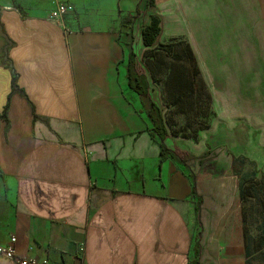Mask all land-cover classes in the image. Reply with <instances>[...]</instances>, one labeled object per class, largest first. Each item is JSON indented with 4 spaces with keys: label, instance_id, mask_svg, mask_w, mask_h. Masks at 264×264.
Returning a JSON list of instances; mask_svg holds the SVG:
<instances>
[{
    "label": "crops",
    "instance_id": "crops-1",
    "mask_svg": "<svg viewBox=\"0 0 264 264\" xmlns=\"http://www.w3.org/2000/svg\"><path fill=\"white\" fill-rule=\"evenodd\" d=\"M65 1L74 12L59 26L48 17L56 0H0V246L15 237L18 256L50 264H264V251L248 252L238 205L250 164L264 174V155L254 154L264 153L260 107L230 114L210 87L213 121L185 136L166 125V145L184 155L162 161L149 117L156 99L127 81L130 45L143 63L122 26L136 10L124 0ZM140 3L145 18L148 0ZM154 3L162 34L173 19L181 31L168 38L185 39L205 83L222 79L206 74L212 65L224 76L228 66L229 87L243 79L248 36L264 35V0ZM198 18L229 34L212 64ZM242 96L264 102V93Z\"/></svg>",
    "mask_w": 264,
    "mask_h": 264
},
{
    "label": "rangeland",
    "instance_id": "rangeland-1",
    "mask_svg": "<svg viewBox=\"0 0 264 264\" xmlns=\"http://www.w3.org/2000/svg\"><path fill=\"white\" fill-rule=\"evenodd\" d=\"M130 5L132 10L143 6L140 0H124L123 4ZM194 21V22H193ZM206 23L209 27L204 33H198V45L204 53L209 64L218 54L215 52L219 42H229V34L226 38L225 31L214 18L192 19L196 25ZM180 27L186 29L185 22H178ZM173 19L168 18L166 29L161 35V47L143 48L142 62L152 86V96L158 101L162 110L165 125L169 131L178 135H193L198 130L206 127L214 119L212 112L213 96L211 88L217 90V101L221 108L228 113H233L236 107L248 106L250 110H258L264 119V102L247 101L243 94L252 93L258 97L264 93V35L254 34L248 36L247 43H252L251 59L248 65L238 66V74L243 76L240 82L233 83L229 87L230 71L226 66V72H218L216 67L208 66L206 74L216 79L222 77L221 81L205 83L204 73L198 66L195 57L192 58L184 38L170 39L167 33H172L174 28L181 31L178 26H173ZM215 31V32H214ZM243 42H246V36ZM188 41V40H187ZM245 58V54H244ZM240 64V61H238ZM222 74V75H221ZM223 77L227 81H222ZM226 82V84H225ZM261 103V104H260ZM257 159L261 158L262 151L254 152ZM180 163V159L178 161ZM182 164V163H180ZM257 164L251 163L244 177L241 179L238 205L240 206L247 233L248 252L264 251V174L261 175Z\"/></svg>",
    "mask_w": 264,
    "mask_h": 264
},
{
    "label": "trees",
    "instance_id": "trees-1",
    "mask_svg": "<svg viewBox=\"0 0 264 264\" xmlns=\"http://www.w3.org/2000/svg\"><path fill=\"white\" fill-rule=\"evenodd\" d=\"M154 2L155 0H148L147 17L144 18L145 15L142 12H139L137 7L135 16L128 17L122 22V26L129 31L130 36L134 37L135 35L134 42L137 38L140 41L141 46L146 49L161 47L160 38L163 32L162 19L154 12ZM167 22L168 19H166V25ZM185 43L193 58L194 55L189 44L187 42ZM5 58L8 63L11 62L7 59L6 55ZM127 81L130 88L141 96H147V93L152 91L147 69L144 67L143 63L139 61V56L133 51L131 45L128 56ZM2 117L3 115H0V119H2ZM149 117L153 123L151 134L153 138L158 139L159 141L162 161L166 160L167 155H170L175 159H182L184 155L183 152L177 149L171 150L166 145V142L169 140V133L159 103L153 99H151Z\"/></svg>",
    "mask_w": 264,
    "mask_h": 264
},
{
    "label": "built area",
    "instance_id": "built-area-1",
    "mask_svg": "<svg viewBox=\"0 0 264 264\" xmlns=\"http://www.w3.org/2000/svg\"><path fill=\"white\" fill-rule=\"evenodd\" d=\"M74 12V6L65 0H56L55 7L49 13V19L59 26L64 25V19L68 14ZM16 238L11 237L8 245L0 246V256L16 260L18 264H50L47 259L25 258L18 256L16 252Z\"/></svg>",
    "mask_w": 264,
    "mask_h": 264
},
{
    "label": "water",
    "instance_id": "water-1",
    "mask_svg": "<svg viewBox=\"0 0 264 264\" xmlns=\"http://www.w3.org/2000/svg\"><path fill=\"white\" fill-rule=\"evenodd\" d=\"M0 35L4 37V34H3V31H2L1 25H0ZM9 44H10V42H9Z\"/></svg>",
    "mask_w": 264,
    "mask_h": 264
}]
</instances>
